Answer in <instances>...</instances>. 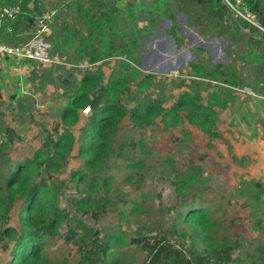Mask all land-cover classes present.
I'll return each mask as SVG.
<instances>
[{
  "label": "trees",
  "instance_id": "obj_1",
  "mask_svg": "<svg viewBox=\"0 0 264 264\" xmlns=\"http://www.w3.org/2000/svg\"><path fill=\"white\" fill-rule=\"evenodd\" d=\"M80 1L76 10L83 29L69 30L68 23L61 21L54 35L48 34L46 38L53 41L57 51L67 43L75 45L74 58L78 63L73 67L84 63L86 66L77 70L80 76L72 75L64 81V93L61 100L57 99L60 102L55 111L57 119L43 127L40 147L31 157L10 156L8 150L21 139L19 129L0 120V250H10L7 264H55L47 258L46 247L49 240L57 237L65 243L74 240L79 254L77 264H124L119 248L127 244L142 248L145 252L142 264H264V179L245 181L232 192L251 209L253 227L259 230L255 239L219 233L211 206L190 191L201 181H207L194 167L169 181L181 202L180 217L196 229L195 239L188 245L172 240L164 232L155 235L139 232L131 238L124 232L103 235L94 224L86 223L100 222L106 218V208L115 204L108 195L112 187L108 162L115 155L117 137L126 118L134 128L145 129L160 122L166 130L187 120L213 138L218 109L226 106L225 97H233L235 90L251 86L264 98V32L234 16L223 0H127L125 7L119 5L120 0ZM19 2L23 13L11 22L14 32L4 36L5 41L13 44L24 24L28 22L26 27H35L37 17L45 11L40 0H0V7ZM246 4L264 25V0H246ZM176 5L205 36H212L214 27V35L227 38L229 46L238 37L245 38L247 47L235 52V60L241 58L254 68L252 79L246 81L235 66L236 61L229 66L208 64L197 56L190 62V71L178 76L187 75L190 82L181 81L180 86L187 89L176 95L171 105H166L167 99L162 94L154 96L162 74L141 69L139 49L142 39L153 33L162 18L175 21ZM194 10L198 16H193ZM141 23L144 24L140 26ZM177 29L174 23L170 33L180 41ZM64 54L65 51L61 55ZM109 59H114L115 65L108 76L100 68L91 67ZM175 80L172 77L171 84ZM213 81L220 86H210ZM86 106L91 111L77 136L73 127L81 121ZM144 138L140 144L145 151ZM75 150L83 165L69 172V179L78 180L81 191L73 199L76 209L71 216L60 206L61 188L66 183L59 185L54 178L69 164ZM127 161L132 163L133 159L129 157ZM137 163L130 167L143 170L144 165ZM127 180L131 181V176ZM19 200L22 203L18 229L10 226L9 221L10 212ZM142 209L140 203H135L132 213H140ZM119 216L126 218L124 211ZM66 221L68 228L61 233Z\"/></svg>",
  "mask_w": 264,
  "mask_h": 264
},
{
  "label": "rangeland",
  "instance_id": "obj_2",
  "mask_svg": "<svg viewBox=\"0 0 264 264\" xmlns=\"http://www.w3.org/2000/svg\"><path fill=\"white\" fill-rule=\"evenodd\" d=\"M126 1L120 0L119 5L125 7ZM40 2L45 11H53L54 16L60 18L54 19L49 37L54 35L61 21L68 23L69 30L83 29L84 24L76 10L80 0ZM177 5L173 8L175 21L168 17L162 18L153 33L142 39V47L139 49L142 55L141 69L163 75L160 76L161 85L153 95L162 94L167 99L166 105H171L175 96L187 89L180 86L181 81L184 84L190 82L187 75L178 76L190 71V62L196 60L197 56L208 64L229 66L236 61L235 66L242 76L246 81L251 80L256 73L254 68L241 58L235 60V52H242L247 47V40L238 37L229 46L227 38L214 35V27H211L212 36H205L189 22L188 16ZM192 14L198 16L195 10ZM174 23L178 26L180 41L170 33ZM27 24L20 30V35L14 40L15 44L24 43L30 38L34 26L26 27ZM50 43V64L23 62L18 72L14 69L15 62H0V120L18 128L21 137L8 150L15 159L31 157L40 147L43 127L57 119L55 111L60 103L57 99L61 100L60 96L64 93V81L71 79L72 75L80 76L77 70L86 66L84 63L80 67H73L78 63L74 58L75 45L67 43L61 45L62 50L57 51L52 40ZM64 51L65 54L61 55ZM114 65L115 60L109 59L91 67L100 68L108 76ZM37 66L40 72L35 71ZM172 77L176 78L173 84ZM210 86L218 88L220 85L213 81ZM203 94L206 95V92ZM233 94V97H225L226 106L218 109L213 138L187 120L176 128L166 130L160 122L145 129L134 128L126 118L117 137L115 155L108 162L112 178L108 195L115 204L106 208V218L100 222L86 223L94 224L103 235L108 232H124L131 238L137 237L139 232L146 235L164 232L172 240L186 242L188 245L195 239L196 229L180 217L181 202L177 200L174 187L170 186L169 181L194 167L199 176L207 181H201L198 187L193 186L190 191L211 206L212 218L219 223V233L228 232L233 237L255 239L259 230L253 227L251 209L244 204L243 198L232 192L245 181L264 179V98L259 97L251 86L237 89ZM88 115L82 110L81 121L73 127L75 135H79V129ZM143 138L147 142L145 151L140 144ZM76 154L77 150L69 164L61 168L54 178L59 185L61 182L66 183L61 188L60 206L71 216L76 209L73 199L79 197L81 192L78 180L69 179V172L83 165V160ZM129 157L133 159L132 163H142L144 169L130 167L132 163L127 161ZM130 176L131 181H128ZM21 203L22 200H19L10 212L9 225L18 229ZM135 203L142 205L140 213H132ZM122 211L126 218L119 216ZM66 223L68 221L61 226V233L67 230ZM73 224L75 226L76 221ZM119 250L120 260L124 264H142L145 259V252L138 245L127 244ZM8 251L0 250V264H7ZM46 256L55 264H77L79 254L74 240L65 243L57 237L48 241Z\"/></svg>",
  "mask_w": 264,
  "mask_h": 264
},
{
  "label": "built area",
  "instance_id": "obj_3",
  "mask_svg": "<svg viewBox=\"0 0 264 264\" xmlns=\"http://www.w3.org/2000/svg\"><path fill=\"white\" fill-rule=\"evenodd\" d=\"M231 9L236 17H240L258 27L264 32V25L259 22L257 15L249 9L246 0H223ZM23 13L21 2L0 7V62L13 61L15 62V71H20L23 62H38L45 65L52 62L51 49L52 45L46 36L51 31V26L54 22V12L44 11L39 15L35 22L34 30L31 32L30 38L21 44H13L5 41L6 34L14 32L12 21L17 20ZM36 72H40V67L37 66ZM90 106L83 109V113L89 114Z\"/></svg>",
  "mask_w": 264,
  "mask_h": 264
},
{
  "label": "crops",
  "instance_id": "obj_4",
  "mask_svg": "<svg viewBox=\"0 0 264 264\" xmlns=\"http://www.w3.org/2000/svg\"><path fill=\"white\" fill-rule=\"evenodd\" d=\"M27 63H28V62H27ZM31 63H32V62H31ZM8 252L10 253V250H9ZM9 253H8V254H9ZM9 259H10V254H9ZM9 259H8V260H9ZM8 260H7V262H8Z\"/></svg>",
  "mask_w": 264,
  "mask_h": 264
}]
</instances>
